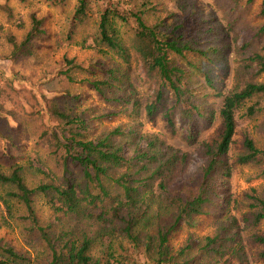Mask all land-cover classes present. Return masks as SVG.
Here are the masks:
<instances>
[{"label": "trees", "instance_id": "trees-1", "mask_svg": "<svg viewBox=\"0 0 264 264\" xmlns=\"http://www.w3.org/2000/svg\"><path fill=\"white\" fill-rule=\"evenodd\" d=\"M62 2L54 0L56 5ZM103 2L107 5L100 10L97 37H94L91 47L106 48L102 51L114 54L128 69L118 64L109 68L98 64L85 67L74 59H66L63 75L70 82H75L77 73L89 74L93 79L83 82H88L99 96L113 95L109 101L124 103L127 108L131 106L134 114H145L150 120L161 114L172 129H176L175 116H178L190 145L200 143L198 139L202 129L214 124L217 113L222 122V133L215 145L201 144L207 164L201 171L195 191L173 193L175 191L169 187L178 169L187 163V154L178 156L172 147L158 146L149 140L146 147L138 146L131 156H127L123 143L117 140L124 136L118 128L107 135L88 138L85 119L74 116L71 109H60L54 105L51 114L61 129L59 133L55 132L49 144L54 149L52 155L61 172L47 182L30 187L25 181L23 166L15 165L8 173L0 168V186L10 190L8 197L24 207V214L19 219L28 225V230L37 235L50 253L46 264H99L100 261L91 255L93 239L87 233L80 229L58 232L51 225L40 224L34 203L41 196L57 214L102 223L100 232L104 236L111 234L112 228L107 225L119 224L124 238L133 246H142L149 264H246V244L249 241L261 249L259 257L264 259V234L257 232L264 221V194L255 189L252 196L245 194L244 202L249 204L247 211L236 214L239 203L233 200L230 186L234 165L264 166V150L258 148L251 138L245 139L243 152L235 162L230 157L237 129L236 115L247 102L256 98L264 101V82H245L224 95L220 109H215L207 101V87L201 89L193 84L194 80L197 82L203 78L207 86L210 85L211 72L208 73L204 64H212L215 61L212 56H222L210 54L215 47L204 49L200 38L192 36L189 39L180 31V26H168L165 19L147 23V12L137 9L135 3L123 7L120 2ZM233 2L250 5L254 0ZM90 10L91 0H81L71 22V34L85 24ZM117 21L133 23L134 36L130 44L124 41L116 26ZM35 23L25 41L20 45L14 44V56L23 55V50L43 33L38 27L39 22ZM132 58L141 64L143 75L140 78H144V83L153 89L151 98L145 102L132 96L136 89L129 72ZM177 59L186 61V64L178 65ZM249 61L246 70L254 67L256 76L264 73V55L255 54ZM249 113L253 115L255 109L249 108ZM261 175L264 176V168ZM156 196L163 199L170 212V220L155 236L142 237L137 230L144 227L143 224L150 225L147 202ZM3 203L11 218L13 205L6 199ZM144 206L146 211H142ZM213 208L219 209L220 213L215 235L204 238L200 243H188L178 255H173L169 239L180 224L207 214ZM225 216L228 220L222 224L221 218ZM5 220V225H10ZM0 264L34 263L8 243L0 241Z\"/></svg>", "mask_w": 264, "mask_h": 264}, {"label": "rangeland", "instance_id": "rangeland-1", "mask_svg": "<svg viewBox=\"0 0 264 264\" xmlns=\"http://www.w3.org/2000/svg\"><path fill=\"white\" fill-rule=\"evenodd\" d=\"M80 1L63 0L56 5L54 0H0L1 170L8 173L15 165L23 166L25 181L30 187L42 181L47 182L61 172L56 167L52 155L54 149L49 144L55 132L59 133L61 129L51 114V108L55 105L60 109H71L74 116L85 119L88 138L107 135L118 128L124 136L117 140L123 143L127 156H131L138 146L146 147L149 140L158 146L172 147L178 156L187 154V163L178 169L169 189L175 191L173 193L183 194L195 191L201 171L207 164L201 144L215 145L220 140L222 122L219 113L211 127L202 129L198 139L200 143L190 145L180 127L178 116H175L176 129H172L161 114L150 120L145 114H134L131 106L127 108L128 105L124 103L109 101L113 95L99 96L88 82H83L93 79L89 74L79 72L75 75V82H70L63 75L66 59H74L85 67L98 64L109 68L118 64L128 69L114 54L108 55L102 51L106 48L91 47L94 37H97L100 10L107 5L103 0H91L88 20L71 34V22ZM108 1L115 4L120 2L123 7L135 3L137 9L147 12V23L165 19L168 26H180V31L189 39L192 36L200 38L204 49L215 47L210 54H222L220 57L212 56L211 59L215 60L212 64H204L207 72H211L209 86L203 78L193 81L195 87H207V101L215 109H220L224 95L245 82H264V73L256 76L254 67L245 69L255 54L264 55V0H254L250 5H236L233 0ZM35 22H39L38 27L43 33L33 39L28 49L23 50V55L15 54V57L14 44L20 45L25 41L35 27ZM116 26L124 41L130 44L134 36L133 23L117 21ZM176 63L182 65L186 61L177 59ZM129 72L136 84L132 96L143 102L151 98L153 89L144 83V78H140L143 70L138 60L132 58ZM249 108L255 109L253 115L249 113ZM236 122V135L230 150L232 162L243 152L246 138L253 139L256 146L264 150V101L256 98L247 102L238 111ZM262 168L264 166L261 164L234 165L230 186L233 200L239 203L236 214L247 211L246 206L249 204L244 202L245 194L252 196L253 189L264 194ZM9 192L0 186V241L28 256L34 264H46L50 260V253L37 235L28 230V225L19 219L24 214V207L11 200ZM4 199L10 200L13 205L11 218L3 203ZM147 204L150 206L147 218L151 221L150 225L143 224L144 227L137 230L142 237L155 236L160 227L170 220V212L160 196L149 199ZM34 208L43 226L51 225L58 232L80 229L87 233L93 239L91 255L100 261L99 264H149L142 246H133L124 238L119 231V224L107 225L112 228L111 234L104 236L100 232L102 223L57 214L43 196L35 199ZM146 209L144 206L142 211ZM218 210L209 209L207 214L183 221L169 239L172 254L178 255L188 243H200L204 238L214 236L218 228L217 220L220 219ZM5 219L10 225H5ZM227 220L225 216L221 218V223ZM257 232L264 234V221ZM246 247V264H264V259L259 257V247L250 241Z\"/></svg>", "mask_w": 264, "mask_h": 264}]
</instances>
